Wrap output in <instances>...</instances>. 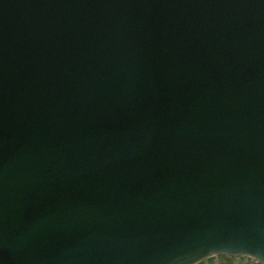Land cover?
Here are the masks:
<instances>
[{"label":"water","instance_id":"obj_1","mask_svg":"<svg viewBox=\"0 0 264 264\" xmlns=\"http://www.w3.org/2000/svg\"><path fill=\"white\" fill-rule=\"evenodd\" d=\"M212 254L264 258V0H0V264Z\"/></svg>","mask_w":264,"mask_h":264},{"label":"rangeland","instance_id":"obj_2","mask_svg":"<svg viewBox=\"0 0 264 264\" xmlns=\"http://www.w3.org/2000/svg\"><path fill=\"white\" fill-rule=\"evenodd\" d=\"M198 264H257L248 257H236L227 259V257H211L209 260L200 262Z\"/></svg>","mask_w":264,"mask_h":264},{"label":"snow or ice","instance_id":"obj_3","mask_svg":"<svg viewBox=\"0 0 264 264\" xmlns=\"http://www.w3.org/2000/svg\"><path fill=\"white\" fill-rule=\"evenodd\" d=\"M203 255H205V254H200V255L194 257L192 261H197ZM258 264H264V258H260V260L258 261Z\"/></svg>","mask_w":264,"mask_h":264},{"label":"flooded vegetation","instance_id":"obj_4","mask_svg":"<svg viewBox=\"0 0 264 264\" xmlns=\"http://www.w3.org/2000/svg\"><path fill=\"white\" fill-rule=\"evenodd\" d=\"M220 257V256H219Z\"/></svg>","mask_w":264,"mask_h":264}]
</instances>
